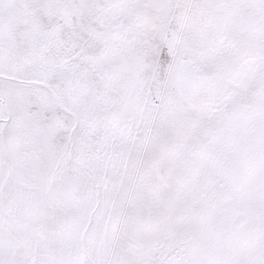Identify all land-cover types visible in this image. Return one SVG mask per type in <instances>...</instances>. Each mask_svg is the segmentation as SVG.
<instances>
[{
  "label": "snow or ice",
  "instance_id": "6c2138e0",
  "mask_svg": "<svg viewBox=\"0 0 264 264\" xmlns=\"http://www.w3.org/2000/svg\"><path fill=\"white\" fill-rule=\"evenodd\" d=\"M0 264H264V0H0Z\"/></svg>",
  "mask_w": 264,
  "mask_h": 264
}]
</instances>
